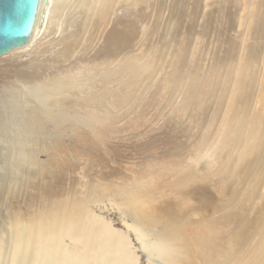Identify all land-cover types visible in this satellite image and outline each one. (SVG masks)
Returning a JSON list of instances; mask_svg holds the SVG:
<instances>
[{"label": "rangeland", "instance_id": "1", "mask_svg": "<svg viewBox=\"0 0 264 264\" xmlns=\"http://www.w3.org/2000/svg\"><path fill=\"white\" fill-rule=\"evenodd\" d=\"M64 28L39 35L35 48L49 47L43 58L35 48L0 57L1 75L31 69L51 78L67 68L78 84L60 97L61 121L30 143L34 160L2 161L8 151L0 142L9 187L0 211L2 264H19L24 233L40 255L52 242L76 245L85 264H96L102 229L122 241L128 264H221L209 241H249L240 247L247 253L264 245V154L254 148L264 124L252 146L248 126L226 139L218 131L232 83H250L248 114L257 103L263 111L264 0L98 2L69 59L55 46L76 30ZM238 116L231 113L229 126ZM132 207L140 226L149 223L162 238L133 231ZM58 227L65 230L55 234ZM80 229L93 240L66 236ZM23 261L35 264L31 250Z\"/></svg>", "mask_w": 264, "mask_h": 264}, {"label": "bare ground", "instance_id": "2", "mask_svg": "<svg viewBox=\"0 0 264 264\" xmlns=\"http://www.w3.org/2000/svg\"><path fill=\"white\" fill-rule=\"evenodd\" d=\"M108 1L109 0H46L44 2V0H41L36 23L29 42L25 47L8 52V54L16 56L19 52H24L28 48L34 49V45L38 43L37 39L39 35L42 32L44 34L50 27L54 29L53 31H62L63 29L65 30V26H68L71 30L73 27L76 30L68 35L65 34L67 31L64 33L62 32L66 36L62 35L63 37L58 39V41L55 42L56 44H54L55 46L61 45V54L69 59V53L72 51L77 39H79L78 36H80L77 34V31L79 29H82L83 31V29H85L91 21L96 20V3H107ZM41 46H37L34 49L36 51V56L39 58H43L45 54L49 53V47ZM40 60L41 59H38V62H40ZM41 63L42 62H40L39 65ZM39 65L34 67L38 68ZM91 65L96 71V59L91 62ZM34 67L31 68L34 69ZM59 69L60 70L58 72L52 74L51 78H45L44 75L37 71L30 73L29 71L31 69H26L27 72L20 71L13 75H10V72H6L3 75L0 74V142L7 145L4 149L8 151V154L1 155L0 153L2 161L9 164L13 162L17 165V162H23L25 158L28 160H34L36 158V154L34 152L35 150L29 147L30 143L36 141L37 134L45 133L48 129L52 128L54 125L56 126L61 121L58 117L61 116L62 111L56 109L58 103L60 102V97L68 93L70 89L77 87L78 84L76 81L68 79L66 76L68 74L66 73L68 72L67 68L66 70L64 68ZM240 84H242L241 87H245V92L242 94H239ZM249 86L251 85L248 82L245 85L242 82L232 83V90L226 95L228 98L227 106H223L224 100L221 101V107L223 106L221 109L222 118L218 131L221 133L219 136L221 137L224 135V138L226 139V136L230 133V131L236 137L238 135H242L241 133L246 132V128L248 126L247 131L250 140L253 141L250 145L252 146L260 132V128L264 124V106L263 111L259 110L261 105L257 103L255 106L257 109L253 113H247V100L251 96L247 93V89L250 88ZM234 112H239V120H237L236 124L233 126H229L231 123V113ZM244 118L247 121L244 120ZM233 127L235 128L233 129ZM256 127L258 128V134ZM263 140L264 135L260 143L256 140L254 144L255 151L259 156L262 153L264 154ZM262 166L264 167V163ZM7 183V173L3 174L0 172V211L4 206V198L9 190ZM261 195V198H263L264 193ZM131 212L137 221L135 224L136 227H133L134 232L137 231L141 236L149 235V241H156V239L162 238V235L156 234L155 231L151 230L147 226L149 223L146 222L140 226L139 221L141 217L138 214V209L132 207ZM59 225L60 224L57 226ZM63 230H65L64 227H58V229H54V232L55 234H60ZM211 232L212 231H210V233ZM23 236L26 237L24 240L19 239L17 250L15 252V257H17L19 264L21 257H23V253L27 258L30 255V250L32 251V257L34 258L35 264H51V261H53L54 264H62V262H64V264H85V257L83 256L82 258L79 255L76 245L58 246V243H53L51 241L52 244L58 246L59 248L56 249V247L50 244L48 247L45 246L43 248V252L40 255L41 252L39 247L33 248L32 241L35 240L32 239L28 233H24ZM42 236L45 238L44 234H42ZM66 236L71 237V241L75 242L82 241L83 238L93 240V235L90 232L86 233L85 230L81 229L79 232L77 230L73 234H69L67 232ZM44 238H42L43 241H46ZM63 238L64 234L60 235L59 241H64ZM47 239L50 241L49 236H47ZM23 241H25V248ZM95 241L96 260L94 258V263L128 264L126 261L123 262L122 260L125 256L122 251V241H120L118 236L114 237V235L102 229L101 233L96 235ZM197 242L200 245H204L208 241ZM225 242L226 241H209L208 244L211 252L213 250L212 247H216L215 252L219 253L221 264H264V245L262 241L256 242L255 245L259 246V248L253 253L244 252L243 247L240 249L242 242L247 244L249 241H231L232 247H225ZM252 242L253 241H251V243ZM144 247L145 253L148 257H150L148 250L152 252V249H149L146 246ZM155 251L159 253L158 246H156ZM2 259L3 247L0 244V264H2ZM39 259H42V261L40 262ZM47 260L49 263H47ZM23 264H26V262L23 261Z\"/></svg>", "mask_w": 264, "mask_h": 264}, {"label": "water", "instance_id": "3", "mask_svg": "<svg viewBox=\"0 0 264 264\" xmlns=\"http://www.w3.org/2000/svg\"><path fill=\"white\" fill-rule=\"evenodd\" d=\"M40 1L0 0V57L27 45L36 23Z\"/></svg>", "mask_w": 264, "mask_h": 264}]
</instances>
